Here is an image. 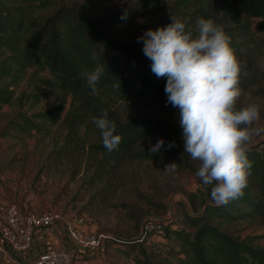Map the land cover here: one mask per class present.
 I'll use <instances>...</instances> for the list:
<instances>
[{"label":"rangeland","instance_id":"rangeland-1","mask_svg":"<svg viewBox=\"0 0 264 264\" xmlns=\"http://www.w3.org/2000/svg\"><path fill=\"white\" fill-rule=\"evenodd\" d=\"M64 1L83 7L94 19L110 13L121 17V22L106 29L122 43L138 40L149 29L167 26L172 23V17L188 20L194 29L197 7L207 14L204 18H213L224 27L236 25L232 11L223 9L219 0ZM52 9L36 10L35 16L49 14ZM241 18L259 37L263 36L255 29L257 18ZM242 55L248 75L242 79L237 108L260 105L261 118L254 127L264 128V40L245 46ZM10 81L14 104L0 107V199L15 203L22 210L59 211L81 229L100 235L102 255L96 258V264H133L137 253L127 250L122 242L140 238L146 217L166 219L193 231L187 222L188 215L203 212L208 202H214L211 188L195 175L199 162L187 153L183 164L177 165L174 172H162L166 164L160 161L115 163L108 158L95 174L97 163L94 154L88 153V144L101 140V135L89 119L70 128L71 121L66 117L71 96L56 88L47 72L34 67L26 68ZM60 99L66 103L56 123L45 122L31 131L6 128L9 120L19 122L21 115L30 116L48 109ZM116 111L121 118L136 116L170 122L180 130L181 137L167 144L175 142V146L184 148L178 109L167 103V96L120 103ZM3 131L8 134L2 135ZM157 141L146 139L144 144L155 145ZM263 144L264 132L254 136L249 147ZM210 222L234 236L247 238L255 246H264V222L257 213L236 220L210 219ZM145 245L152 254L150 259L158 264H175L177 253L183 249L172 236L165 241L149 239Z\"/></svg>","mask_w":264,"mask_h":264},{"label":"trees","instance_id":"trees-1","mask_svg":"<svg viewBox=\"0 0 264 264\" xmlns=\"http://www.w3.org/2000/svg\"><path fill=\"white\" fill-rule=\"evenodd\" d=\"M7 1L0 0V107L14 104L10 80L26 68L34 67L47 72L55 87L71 96V108L66 117L71 121V129L86 119L96 128L93 118H98L104 110L115 121L116 134L122 137L118 150L109 152L102 140L88 144V153L94 154L97 163L95 174L108 158L115 163L183 164L185 149L181 145L168 148L167 144L181 137L176 126L146 117L121 118L116 113L120 103L165 97L167 82L166 78L158 79L152 73L151 60L139 49L143 48V41L122 43L108 33L106 27L121 22V17L110 13L94 19L83 7L72 6L64 0ZM219 1L223 9L228 8L233 13L236 25L229 24L224 30L232 38V47L242 68L247 69L242 55L244 47L258 39L264 40V0ZM49 7L53 8L49 14L35 16L36 10ZM196 10V17L207 15L200 7ZM241 16L246 20L257 18L255 29L263 36L259 37ZM98 63L104 64V74L93 94L83 74ZM119 83L121 87H117ZM65 103V99H60L48 109L30 116L21 115L19 122L9 120L6 128L31 131L41 128L45 122L56 123L62 117ZM146 139H163V149L152 154L149 145L144 144ZM247 157L252 168L242 198L222 206L208 202L203 212L189 214L187 222L193 231L166 227L167 237L172 236L183 246L175 264H264V246H255L247 238L234 236L210 222V219H241L254 213L264 222V147H249ZM122 243L127 250L137 253L133 264H158L150 259L152 254L143 241L134 238Z\"/></svg>","mask_w":264,"mask_h":264},{"label":"clouds","instance_id":"clouds-1","mask_svg":"<svg viewBox=\"0 0 264 264\" xmlns=\"http://www.w3.org/2000/svg\"><path fill=\"white\" fill-rule=\"evenodd\" d=\"M140 41L152 62V73L158 79L166 78L167 103L178 109L185 153L199 162L195 175L211 188V198L218 206L242 198L252 168L249 144L264 128L254 127L261 118L260 105L237 108L242 76L248 73L237 58L232 38L213 18L197 17L193 29L188 20L172 17V23L147 30L138 37ZM103 74L100 63L83 74L93 94ZM93 123L103 146L109 152L118 150L122 137L116 134L117 125L107 110L93 118ZM164 143L163 139L150 143V152H160ZM174 146L175 142L168 144V148ZM176 169L173 162L162 172Z\"/></svg>","mask_w":264,"mask_h":264},{"label":"built area","instance_id":"built-area-1","mask_svg":"<svg viewBox=\"0 0 264 264\" xmlns=\"http://www.w3.org/2000/svg\"><path fill=\"white\" fill-rule=\"evenodd\" d=\"M264 147L259 145V148ZM260 150V149H259ZM62 224L70 239L82 248L100 247L101 236L81 229L75 222L56 210H22L15 203H6L0 199V239L3 249L9 256L7 264H73L74 256L66 249H53L38 255L30 263L21 261L17 254L25 251L32 240L33 234L40 228H48L54 224ZM175 229L182 226L171 224L166 219L157 220L146 217L141 225L139 239L144 243L149 239L165 241L166 227Z\"/></svg>","mask_w":264,"mask_h":264},{"label":"crops","instance_id":"crops-1","mask_svg":"<svg viewBox=\"0 0 264 264\" xmlns=\"http://www.w3.org/2000/svg\"><path fill=\"white\" fill-rule=\"evenodd\" d=\"M2 247L3 243L0 239V264H7L9 256ZM61 248L73 254L75 258L73 264H96L98 262L96 258L102 255L99 247L86 249L74 243L66 233L64 226L60 223L48 228L38 229L33 234L29 247L25 251L18 253L17 257L25 263H30L43 252Z\"/></svg>","mask_w":264,"mask_h":264}]
</instances>
